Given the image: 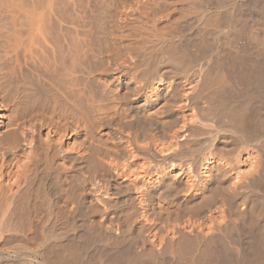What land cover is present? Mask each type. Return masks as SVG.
<instances>
[{"label": "bare ground", "instance_id": "bare-ground-1", "mask_svg": "<svg viewBox=\"0 0 264 264\" xmlns=\"http://www.w3.org/2000/svg\"><path fill=\"white\" fill-rule=\"evenodd\" d=\"M264 0H0V264H263Z\"/></svg>", "mask_w": 264, "mask_h": 264}, {"label": "rangeland", "instance_id": "rangeland-1", "mask_svg": "<svg viewBox=\"0 0 264 264\" xmlns=\"http://www.w3.org/2000/svg\"><path fill=\"white\" fill-rule=\"evenodd\" d=\"M264 259V258H263ZM262 264V263H261ZM263 264H264V260H263Z\"/></svg>", "mask_w": 264, "mask_h": 264}]
</instances>
